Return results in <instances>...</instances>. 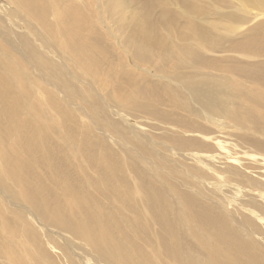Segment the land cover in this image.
I'll use <instances>...</instances> for the list:
<instances>
[{
	"label": "rangeland",
	"instance_id": "1",
	"mask_svg": "<svg viewBox=\"0 0 264 264\" xmlns=\"http://www.w3.org/2000/svg\"><path fill=\"white\" fill-rule=\"evenodd\" d=\"M149 2L156 24L145 25L149 36L176 46L129 47L124 41L122 29L142 20ZM9 8L13 0H0V59L25 91V114L17 135L9 137L12 119L0 117V147L9 153L5 160L16 151L29 164L40 197H28L11 182L8 170L18 158L4 162L0 156V179L7 183L0 188V264H37V256L40 264H71L61 248L73 260L76 255L55 235L48 214L77 200L97 205L125 250L149 253V264H174L163 253V227L143 201L144 191L154 189L171 212L198 216L196 234L214 231L199 216L209 211L240 245L255 251L264 246L263 17L189 16L177 0H112L110 10L102 0H32L31 12L18 10L15 17ZM168 17L172 27L164 24ZM195 17L227 37L215 44L194 41L200 48L182 46L191 39L186 32ZM194 55L200 58L194 65L183 63ZM198 88L220 103L209 104L195 93ZM36 125L42 132L37 130L35 141ZM25 138L32 147L35 141L32 149H12ZM100 169L108 176H100ZM28 206L44 225L29 217ZM181 220L172 222L182 226ZM65 231L61 235L69 236ZM172 237L184 252L192 247L203 254L186 221L179 240L177 233ZM187 258L196 264L192 255Z\"/></svg>",
	"mask_w": 264,
	"mask_h": 264
},
{
	"label": "bare ground",
	"instance_id": "2",
	"mask_svg": "<svg viewBox=\"0 0 264 264\" xmlns=\"http://www.w3.org/2000/svg\"><path fill=\"white\" fill-rule=\"evenodd\" d=\"M13 1H14V9L9 8L8 10H6L9 15L15 17L17 15L18 10L26 14H29L31 12L32 0H13ZM177 1L189 13V16L214 14L216 15L217 19H221L223 17H239L244 20H249L254 17L264 18V0H177ZM111 2L112 0H108L106 6L105 5L106 2L102 0V3L104 4L106 10L111 9ZM251 5L255 8H259L263 10V12L258 14L251 13L249 8ZM152 7H153V2H149L145 7L143 13L141 14L142 15L141 17L143 19L138 20L135 24L122 29V34L123 33L125 34L124 41L127 42L129 47L134 42H140L148 46L162 47V48L176 46L168 43L167 41L156 40L149 36L148 30L146 29L145 25L150 24L152 27L156 26V24L150 18V10ZM146 18H148V20ZM164 24L165 26L172 27V18L171 17L166 18ZM49 29H50L49 27H45L46 31H48ZM156 32L158 33V31ZM186 33H191L192 36L187 34L184 36V39H187L190 36L191 39L189 41L185 40L184 43L181 45L193 46L198 48H200V46L195 45L193 43L194 41L200 40V41H207L210 44H215L217 43V41H220L227 37L226 34L222 32H217L211 27L205 25L198 17L191 18L189 20V30ZM258 44L260 46H263L264 42L262 41L259 42ZM199 59L200 58L197 55H194L183 63L185 65L192 66L196 62H198ZM0 62L1 63L4 62L3 65L6 66L3 71L0 70V117L2 118L1 121H3L4 119L6 120L8 116H10L9 118L12 119V126H11L12 128H10V130H7L8 129L7 128L6 129L7 132L5 133V137L7 136L9 137L12 136L13 134L17 135V131L21 126L22 117L25 114L23 113L21 104H22V99L23 97L24 98L26 97V94L25 91L20 90L17 87L18 83L14 79V76L10 73L12 71V67L8 66V64H6L4 60L0 59ZM215 89L218 90L217 87ZM195 93L198 96L205 98L208 101V103L211 105L220 103L215 98L213 93H211L209 90L198 88L195 90ZM8 120L10 121V119ZM2 126L3 125H1V127ZM36 128L37 129H35V132L33 131L34 133L31 134L32 139L35 137V141L37 138V130H39L38 126ZM44 128H47V126H44ZM3 132L4 131L2 132L0 131V133ZM46 132L47 131H45V133ZM45 133L44 135L47 134ZM24 140L25 143L22 142L23 144H20L21 143L20 140H19L20 143H18V141H16L17 143L14 142L12 144V149L14 150L18 146L23 147L22 145L30 146L31 149L35 146V141L32 147L30 145L31 141H28L26 138ZM71 140H73V138ZM42 142L40 141L41 144ZM0 145L3 146L2 144ZM6 151H7L6 148L1 149L0 151L1 153L0 156L1 158H3V159L0 158L2 161L12 162L14 159L18 158V153L14 151L13 159L10 158L11 159L10 161L5 160L6 158L4 157L5 156L7 157V154L9 155V153L8 152L6 153ZM26 153L28 154L27 151ZM94 156L93 155L91 156V160L96 159L94 158ZM21 160L18 158V160L13 163L11 168L8 170V176L13 184L22 186L24 193L28 197L36 199L40 197V191L33 185V179L35 175L32 172L30 166H28L29 164L27 163L28 165L24 166ZM99 171H100V176L101 175L108 176V172L106 170L100 169ZM25 174H29V175L26 176ZM1 185L5 186L7 185V183L4 180L0 179V188L2 189ZM65 193H70V190L66 189ZM144 195L145 196L143 201L146 204L147 208L151 211L154 221L157 224L159 223L158 225H161L163 227V231H162L163 233L162 239L164 243L163 253L168 257H170L174 261V264H189V259L187 258L189 257V255H192V257L196 261V264H264V246H258L259 247L258 250L255 251L251 249L250 246L248 245H240L239 243H237L232 238L231 232L227 229L225 223L223 222L220 216H214L209 211L201 212L199 216L204 217L211 226L215 227V229L211 235L204 233L196 234L194 232V229L196 226L198 216L193 214H176L174 212H171L166 208L163 200L160 197L159 192L155 189L150 191H144ZM46 204H47L46 199L44 198L41 199V205L44 207L45 212H47ZM86 204H87L86 201L77 200L72 205H69L66 211L64 210V207L62 205H56L54 211L51 214H48L49 222L52 224L54 228L58 229V230H54L55 235L59 239H61L62 242L66 243V245L64 246L69 248L76 255L73 260L67 255L65 248L64 247L61 248L63 256L67 258L71 264H97L101 261L104 262L105 264H140V261L142 262V264H149L147 261L149 258L151 259L149 253L147 252L135 253L134 251L131 250H125L120 244L116 242L117 238L113 235L111 230V225L109 224V222L105 218L100 216V214L97 212V205H93L90 208H88ZM29 208L30 209L26 210L29 217H32V219L39 225H44L42 219L39 217L38 212L35 213L31 207ZM188 216L189 218H187ZM175 219H179V221L182 219L183 220V221L181 220L183 223L182 226H184L185 221L187 222V227L189 228V232L196 235L197 241L200 245L203 254L199 253V249L196 251L192 247L189 248V252H184L183 248L180 246L179 241L175 242L172 236L175 233H177V239H178L179 229L182 227V226H178V224L174 226L172 221ZM66 229H72V232L65 231ZM59 230L69 233V236H65L66 238L63 237ZM31 233L32 235L34 234L33 232ZM69 239L78 240L82 242L84 246L80 244H73ZM251 241L254 244H257V242L254 241L252 238ZM241 246H244L245 248L249 249V251H251V254H244ZM134 247L136 248L135 245ZM101 251H104L108 258L115 259L116 262L110 261L109 259H102L104 258V256L100 254ZM92 253H96L97 255L94 256ZM39 258L40 257L37 256V260H35V263L40 264ZM198 259H202V260H200V262H197ZM155 264H162V262H158Z\"/></svg>",
	"mask_w": 264,
	"mask_h": 264
}]
</instances>
